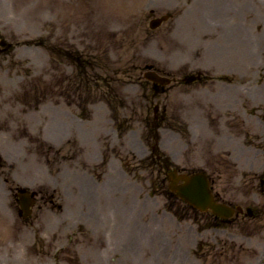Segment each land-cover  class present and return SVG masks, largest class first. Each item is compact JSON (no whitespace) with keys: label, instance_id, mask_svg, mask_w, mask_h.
<instances>
[{"label":"rangeland","instance_id":"1","mask_svg":"<svg viewBox=\"0 0 264 264\" xmlns=\"http://www.w3.org/2000/svg\"><path fill=\"white\" fill-rule=\"evenodd\" d=\"M3 40L0 264H264V0H0ZM150 67L172 82L154 89ZM108 78L121 136L97 95ZM84 84L90 119L63 96ZM156 114L172 165L206 172L242 214L201 230V213L178 220L150 193L166 173L143 139ZM20 188L38 193L29 222Z\"/></svg>","mask_w":264,"mask_h":264},{"label":"trees","instance_id":"2","mask_svg":"<svg viewBox=\"0 0 264 264\" xmlns=\"http://www.w3.org/2000/svg\"><path fill=\"white\" fill-rule=\"evenodd\" d=\"M38 43H40V45L42 44V42H39V40H38ZM12 50H13L12 47L8 46L6 44L5 48H2V49L0 48V57L5 56V55L12 57V53H13ZM86 77L91 78V76H89V75H86ZM92 77H94V76H92ZM132 77H134V75H132L130 77V79H133ZM224 79H227V78H224ZM85 80H88V79H85ZM109 80L112 82H109ZM81 81L83 82L84 79ZM80 83L77 85L78 89H79ZM112 83L114 84V81L111 80L110 78L105 79L104 85L102 87H100V90L98 91L97 95H98V99H101V101L105 100L107 102V104L110 106V109L112 111V118L114 119L115 124H116V128L118 129L119 135L121 136L129 128L126 130L120 128V123H119V120L117 118L119 108L113 104V103H115V100H116L115 98L118 97V92L116 91L115 86L112 85ZM83 86H86L85 88H87V95L84 99H82L83 95H80V96L77 95L78 89H74L75 87H73V85H71L67 91L63 92V96L68 100H70L71 97H74L76 100L78 99L76 102L72 101L71 103L78 106V109H79L78 113L82 119H90L92 116V111L86 106V103L89 105V103L92 102V101L88 100L89 99L88 97H90V95H92L91 93H94L93 90H95V89H91V88H93V86L94 87H96V86L95 85L91 86L90 84H84ZM72 90H73V93H72ZM160 125L161 124L155 122L153 124V126H151V127L147 126L146 132H144V135H143L144 136L143 139H144L146 145L150 149L149 158L152 161L151 165L157 166V167H163L166 169V173L163 174V178L160 180L159 185H158V186L162 187V189L155 190L153 188H150V193L153 195H156L158 193H163V195L165 197H167L165 209L167 211L171 212L175 217H177L178 220H185L188 217L192 216L190 211H193V213L194 212L199 213V212L195 208H193L190 205L181 201L173 192H171L169 190L168 185L164 186V183L167 182V175H168L167 172H168L169 168L172 166V161L170 160L168 155L165 152H163L159 147V140H160L159 127H161ZM177 131H179V130L177 129ZM107 162H108V156L106 155L103 159L102 167H105L107 165ZM143 163H144V161H141V162H139V165L143 164ZM124 167H125L126 171H128V172L132 171V170H128V168L126 166H124ZM132 173H133V171H132ZM150 181H151L153 186L156 185L155 180H150ZM201 214L203 215V217H204L203 219L206 221V223L200 225V224H198L197 220H196L197 222L195 221V223L198 225V228L201 230L205 229L207 227H213V226L219 227V226L223 225V223L227 222V220L221 219V218H219V217H217L211 213H201ZM189 215H191V216H189Z\"/></svg>","mask_w":264,"mask_h":264},{"label":"water","instance_id":"3","mask_svg":"<svg viewBox=\"0 0 264 264\" xmlns=\"http://www.w3.org/2000/svg\"><path fill=\"white\" fill-rule=\"evenodd\" d=\"M170 14L161 18H155L150 22V27L155 29L161 25L163 21L170 18ZM4 44V42H3ZM145 77L154 82L161 84L169 83V79L159 76L153 71L145 74ZM170 188L188 204L194 206L202 212L211 211L213 214L222 218H229L235 213V209L230 206L218 203L211 191L210 181L204 172H197L192 175L178 173L176 170L169 174ZM21 206L27 210L32 205V199L28 194H20ZM242 211V209H240Z\"/></svg>","mask_w":264,"mask_h":264},{"label":"flooded vegetation","instance_id":"4","mask_svg":"<svg viewBox=\"0 0 264 264\" xmlns=\"http://www.w3.org/2000/svg\"><path fill=\"white\" fill-rule=\"evenodd\" d=\"M151 69H153V67H151ZM155 72H158L160 75H164V76H167L166 74H164V73H162V72H160V71H158V70H155V69H153ZM170 79H171V82H172V78H171V76L169 77ZM188 80V79H187ZM164 85H161V84H158V83H153V88L154 89H156L157 91L158 90H163L164 89ZM160 108V106H158V109ZM163 112L167 109V107L166 106H163ZM162 119H165V116H164V114H163V116H162ZM26 191L27 192H29L30 193V195L33 197V199H34V204H33V206L32 207H30L27 211H24L23 209H21V207H20V203H19V197L17 196L16 197V205H17V207H18V213H19V216H20V218L23 220V221H25V222H29V220H30V218L34 215V208H35V206L37 205V203H38V193L36 192V191H31V190H28V189H26ZM33 193H34V195H33Z\"/></svg>","mask_w":264,"mask_h":264},{"label":"bare ground","instance_id":"5","mask_svg":"<svg viewBox=\"0 0 264 264\" xmlns=\"http://www.w3.org/2000/svg\"><path fill=\"white\" fill-rule=\"evenodd\" d=\"M200 23H201V26H207V24L206 23H208L204 18H201V20H200Z\"/></svg>","mask_w":264,"mask_h":264}]
</instances>
